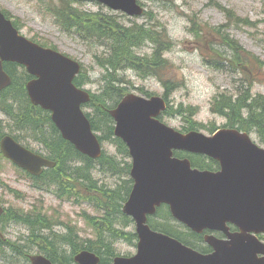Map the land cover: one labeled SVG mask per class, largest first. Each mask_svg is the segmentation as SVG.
I'll return each instance as SVG.
<instances>
[{"label": "water", "instance_id": "1", "mask_svg": "<svg viewBox=\"0 0 264 264\" xmlns=\"http://www.w3.org/2000/svg\"><path fill=\"white\" fill-rule=\"evenodd\" d=\"M95 1L130 16L144 12L136 0ZM5 61L25 65L30 74L38 77L27 85L31 100L53 112L63 138L90 158H100L101 145L81 110L90 96L73 85L79 65L20 36L0 11V90L11 84L3 68ZM166 108L163 98L145 99L130 94L110 112L117 122L115 135L127 143L134 159L131 175L135 185L124 212L136 220L139 236L138 254L116 258L113 264H264V258H258L264 254V246L250 235L264 233V149L254 144L247 133L232 129H222L210 137L177 132L156 119ZM2 150L34 174L43 165H51L11 138L3 141ZM174 150L208 155L220 162L221 171L192 170L188 160L173 158ZM163 203L170 206L177 220L197 233L205 229L227 233L228 223L236 225L241 233L230 235V241L207 238L215 252L200 254L153 232L147 225V216ZM31 261L51 264L39 256L31 257ZM75 261L100 262L95 254L86 251Z\"/></svg>", "mask_w": 264, "mask_h": 264}, {"label": "rangeland", "instance_id": "2", "mask_svg": "<svg viewBox=\"0 0 264 264\" xmlns=\"http://www.w3.org/2000/svg\"><path fill=\"white\" fill-rule=\"evenodd\" d=\"M60 1L62 0H0V7L18 20L20 29L26 37L30 39L35 37L40 43L55 47L79 61L84 66L83 72H88L92 78V83L86 89L93 94H99L104 87L106 72L95 63L94 55L103 54V49L86 45L76 36L64 32L55 23L49 8L56 6ZM140 2L145 6L149 17L167 29L174 43L170 52L165 55V58L174 65L173 75L177 81V87L170 97L173 112L179 106H192L198 110L195 120L207 126L206 130L222 128L226 120L213 113L212 101L221 92L236 96L244 82L249 81L247 75L250 71H254V75H259L252 82L253 85L248 82L244 86H250L253 95L264 96V0H174L173 4L167 5L155 0H140ZM217 6L232 11L241 22L237 21L240 22L239 24L229 22L225 13ZM78 7L84 11H96L99 8L94 3H85ZM138 21L144 22L142 18ZM198 31L201 33L200 37ZM225 32L247 52L253 54L259 63L255 62L249 69L248 67L240 69L236 67V63L229 65L230 58L233 59V53L221 46V33ZM149 48L146 45L142 53L151 54L152 51ZM218 62L227 70H219L216 67ZM118 76L124 82L122 85L128 87L129 92L139 95L148 92L159 96L165 93L162 82L156 77L142 79L134 71L124 70H121ZM139 89H142V92ZM0 119H4L1 114ZM163 120L178 130L185 125L184 119L175 114L165 116ZM202 131L209 134L205 130ZM252 138L264 147L258 133L253 131ZM104 150L106 155L117 153L109 144L104 145ZM73 164L68 166L70 168L85 166L84 162L78 158ZM97 177L110 185H115L118 181L105 173H98ZM1 180L0 198L9 208L25 212L36 209L69 226L83 230V237L93 234V230L88 227L86 216L95 214V211L88 205L77 207L71 203H61L47 192L35 191L31 182L6 162L2 164ZM96 182L99 187L102 186L98 181ZM68 231L63 234L53 230L43 233L54 237V234L67 235ZM31 234L29 228L22 223L12 224L5 232L8 239L19 242L20 245L25 246V250L33 253L43 251L40 245L29 244ZM185 238L190 239L188 236ZM117 248L122 255L136 253V248L129 243L118 242ZM1 252L6 253L4 255H8L12 263L27 264L23 256L14 255L10 249ZM12 263L4 260L2 264Z\"/></svg>", "mask_w": 264, "mask_h": 264}, {"label": "trees", "instance_id": "3", "mask_svg": "<svg viewBox=\"0 0 264 264\" xmlns=\"http://www.w3.org/2000/svg\"><path fill=\"white\" fill-rule=\"evenodd\" d=\"M159 1L167 4L173 3L172 0ZM217 7L225 12L229 22H234L236 24L241 22V20H237L232 11L226 10L220 6ZM50 11L56 17L57 23L63 31L74 34L83 41L91 43L97 47H104L106 53H108L104 59L100 56H95L97 63L102 68H106L108 73L105 79L107 85L106 90L102 95L94 96L95 102L105 106H107L109 102L113 105L119 103L120 99L126 93V89L120 87V83L118 84L119 86H117V72L126 69H133L144 78L146 76L158 78L164 86L165 98L169 100L177 87V81L173 75L174 65L169 60L163 58V56L164 53L171 50L174 43L172 42L167 29L163 27L162 24H159L156 21L149 23V21L153 20L148 18L147 23L140 24L136 21L129 20L130 24L126 25L121 20L124 16L105 12L103 9L99 12H85L77 8L73 0H63L59 5L50 8ZM242 23L245 24L246 22ZM245 25L250 24L246 23ZM221 37L227 42L230 49H232L233 61L240 68H249L252 65V62L257 61L255 56L245 51L227 32L221 33ZM146 44L153 45L151 56L140 55L137 52ZM15 67L16 66L12 64L7 65L6 67L8 72L11 73L15 79L14 86L9 90V93L13 95L14 101H18L22 104L23 108H26L28 103L23 89L24 83L21 84L16 78L14 74L16 71ZM25 76L29 79V76ZM78 81L79 79L76 83H78ZM85 81L84 83H86ZM249 99V90L242 91L236 98L222 94L215 99L212 109L215 113L227 118L228 127L238 128L249 132L256 130L260 136L264 138V97L258 99L255 98L252 101ZM170 109L171 108L169 107L166 114L170 112ZM37 110L44 114L41 110ZM175 113L187 121V125L183 128L185 132L195 131L203 127L200 123L193 120V117L197 113L196 109L179 106ZM44 115L47 120L45 123L38 122L39 134L45 133L46 130L44 128H47L52 132L54 130V136L48 137L49 139L45 141V145L48 148L53 149L54 160L59 162V168L54 172V177H51L50 179L55 180V182L57 180L60 182L59 180L70 179L72 180V184H77L80 179L87 184L89 193L98 191L97 194L102 196V200H99L97 197L89 195V200H94L97 203L96 206L101 213V217L93 223L96 229L95 234L97 236L94 240L88 239L78 241L76 233L73 230H69L67 235L54 234V237H50V235L43 233L50 231L47 219L42 216L33 217V212L27 214L25 218L21 217L20 219H14L27 226L31 231L32 234L29 239V244L40 245L42 250L46 251L47 256L55 263L59 261L60 264H72L73 253L76 254L80 250L87 249L100 256L102 264H110L113 258L118 255L117 250L113 246L115 241L122 239L130 242L137 238L134 234H127L120 230L121 226L128 220V218L122 213V207L123 202L130 193L131 186L129 188L124 187L126 190L125 193L123 192L122 187L114 189H108L106 187L100 188L92 175V171L96 168L95 163L75 152L74 148L60 137L58 130H56L51 124L50 117L46 114ZM48 122L50 123V127ZM91 122L93 129L102 133V136L100 137L102 141L113 143L118 148L120 154L128 155V150L125 144L121 140L114 138L113 122L107 111L97 106V112L91 117ZM26 123L27 122H25V125L27 126L28 124ZM51 126L53 130L51 129ZM214 131L215 128L210 129V132ZM66 156L71 158L72 164L76 163L77 158L85 160L84 162L87 163V172H84V169L81 167L70 168L68 166L67 168ZM190 158L195 166L202 169L216 170L218 168L216 162L212 160L210 161L205 157L192 156ZM113 159L115 160V164ZM98 163L102 169L108 170L113 174L121 175L126 173L128 175L130 170L129 164L126 165V168L122 169L120 166L121 164L115 157L103 156ZM34 218H39V220L35 221ZM10 219L12 220V218ZM157 230L170 234V236L181 242H186L181 235L172 234L163 228H158ZM184 235L192 236L194 239L197 237L192 233H185ZM15 244L17 243H14L13 245ZM186 244L190 245L188 242H186ZM24 247L25 246L22 245L21 248L17 250L18 255H21L26 251ZM72 249L73 253H71ZM67 253H71V255L68 256Z\"/></svg>", "mask_w": 264, "mask_h": 264}, {"label": "flooded vegetation", "instance_id": "4", "mask_svg": "<svg viewBox=\"0 0 264 264\" xmlns=\"http://www.w3.org/2000/svg\"><path fill=\"white\" fill-rule=\"evenodd\" d=\"M28 106L26 108L22 107V104H20L18 101H14L13 95H11L8 92V97L4 101H0V113H5L6 117L3 120V123L0 124V136H4L7 134H15L18 138L29 142L34 143L37 145H40L44 152L46 153L48 159L50 161L56 162L54 160V151L53 149L48 148L45 145V141H47L51 136H54V130L53 132L47 128H44L46 131L43 134H39L38 129V122L45 123L47 118L44 114H42L40 111H38L36 108L31 106L27 100ZM42 115V116H41ZM28 124L27 126L25 125ZM34 122V123H33ZM49 127L50 123L48 122ZM66 164L68 168V164L71 163V158L66 156ZM17 171H19L17 169ZM21 171V170H20ZM55 169H50L47 172V176L50 179L51 177H54ZM52 173V174H51ZM5 216L0 217V230L5 233L11 225L14 223L13 220H7L8 218V209L7 213H5ZM232 231H236L235 229H232ZM0 237L3 238L2 233L0 232ZM4 240V238H3ZM2 248H13L10 244H3L0 245V249Z\"/></svg>", "mask_w": 264, "mask_h": 264}, {"label": "bare ground", "instance_id": "5", "mask_svg": "<svg viewBox=\"0 0 264 264\" xmlns=\"http://www.w3.org/2000/svg\"><path fill=\"white\" fill-rule=\"evenodd\" d=\"M121 71V70H120ZM120 71H118L117 72V77H118V83H117V86H118V84L121 82V78L118 76V74H119V72ZM81 160V159H80ZM83 160V159H82ZM50 161V160H49ZM85 160H83V162H84ZM113 161H114V164H115V160L113 159ZM50 163H51V165H52V168L51 169H55V171L59 168V162L56 160V162H54V161H50ZM84 164H85V166H83V167H86L87 166V163L86 162H84ZM81 168H83L82 166H80ZM65 168H66V166H65ZM54 171V172H55ZM54 172H52V173H54ZM51 173V174H52ZM94 177V176H93ZM70 182L72 181V180H70V179H68ZM7 220H11L10 218L9 219H7ZM12 220H13V222L14 221H16L14 218H12ZM17 223H20V222H14L13 224H17ZM15 243H17V244H15V245H12L13 246V248L11 249V248H7V249H10L13 253H15V254H17V250H19L20 248H21V246L22 245H20L19 244V242H15ZM0 245H3L2 243H0ZM6 248H2V249H0V252L1 251H3V250H5Z\"/></svg>", "mask_w": 264, "mask_h": 264}]
</instances>
